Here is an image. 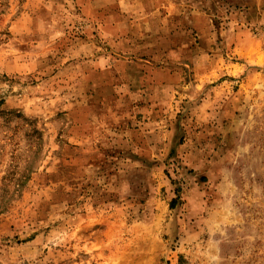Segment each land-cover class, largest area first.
Wrapping results in <instances>:
<instances>
[{"label":"rangeland","instance_id":"1","mask_svg":"<svg viewBox=\"0 0 264 264\" xmlns=\"http://www.w3.org/2000/svg\"><path fill=\"white\" fill-rule=\"evenodd\" d=\"M0 264H264V0H0Z\"/></svg>","mask_w":264,"mask_h":264}]
</instances>
